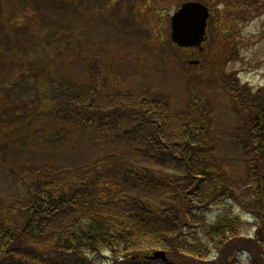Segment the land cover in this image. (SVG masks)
<instances>
[{
	"label": "trees",
	"instance_id": "16d2710c",
	"mask_svg": "<svg viewBox=\"0 0 264 264\" xmlns=\"http://www.w3.org/2000/svg\"><path fill=\"white\" fill-rule=\"evenodd\" d=\"M52 1L61 11L56 24L48 23L47 39L59 37L63 25L68 37L75 3ZM155 1L138 4L155 10L149 28L136 24L132 1L124 24L160 42L169 15L163 0ZM6 28L0 20V148L7 151L0 165L11 159L10 176L20 188L0 192V264H264L263 87L241 82L222 61L216 83L230 101L241 148L242 169L235 173L217 153L215 103L192 79L180 102L150 81L110 86L92 64L80 81L67 67L58 72L56 54L37 41L9 33L19 26ZM87 128L101 151L57 161L70 153L68 133ZM12 138L17 144L9 154ZM156 249L167 259L146 257Z\"/></svg>",
	"mask_w": 264,
	"mask_h": 264
},
{
	"label": "rangeland",
	"instance_id": "374dc122",
	"mask_svg": "<svg viewBox=\"0 0 264 264\" xmlns=\"http://www.w3.org/2000/svg\"><path fill=\"white\" fill-rule=\"evenodd\" d=\"M73 1L75 7L71 11L74 14L67 13L69 17L66 20L69 23L67 26H70L68 37L61 31L63 25L59 28V37L47 39L51 28L48 23L56 24L55 19L61 11V6H55L52 0H0V20L7 27L6 30L19 26L17 32L10 29L9 33H23L27 40L37 41L38 47L44 48L47 54H56L57 71L63 72L61 69L65 70L67 67L68 72L72 71L70 73H74V77L80 81H85L89 70L95 69L110 86L116 80L128 85L136 84L138 79L150 81L154 86L167 90L175 101L180 102L186 92L187 79H192L198 87L207 91L215 103L214 118L219 127L214 123L213 129L215 135L218 134V155L231 172L241 171V148L235 141L237 129L234 114L230 101L216 83V75L224 61L226 72H235L241 82L252 88H264V0H200L208 6L212 15L208 27L210 38L203 44L211 46H207L203 55L197 53L195 56H188L185 50L169 45L170 19L162 23L166 28H161L163 37L160 42L153 34L139 38L132 31L131 25L124 24L131 1L136 24L141 25L140 29L149 28L155 21L157 15L154 9L146 6L138 9V4L143 0ZM123 1L126 2L125 5ZM183 1L186 0H163L161 5L167 8L170 16ZM151 2L156 5L155 0ZM117 5L118 9L114 13L113 8L116 9ZM103 13L110 16L105 17ZM6 35L4 32L1 39L7 47L10 42L7 38L10 37ZM77 52L81 58L78 65L73 63ZM189 59L200 61L195 63ZM86 63L88 64L85 65ZM89 64H92L93 69L88 67ZM1 70L8 72L6 68ZM15 70L20 68L17 66ZM2 75L4 74H0ZM17 75L22 73L15 71V76ZM184 76L187 78L183 82ZM28 80V76L22 79L24 82ZM15 85L14 91L23 89V82L20 86L17 83ZM28 88L25 91L33 92L30 86ZM16 95L13 93L11 97L15 98ZM1 97L5 98L0 95ZM42 126L43 124H39L38 128L41 129ZM44 127L48 128L49 123H45ZM80 130L82 131L73 130L68 133L65 147L70 153L56 155L57 161L66 162L73 158L72 154L82 156L84 160L101 151L89 134L92 130ZM16 144L17 139L12 138L9 154ZM46 149L50 150L48 147ZM4 151V148L2 151L0 148V152ZM158 164L156 161V165ZM161 165L175 167L172 161H164ZM13 169L15 166L11 159L0 165V192L3 194L14 193L20 188L18 181L10 176Z\"/></svg>",
	"mask_w": 264,
	"mask_h": 264
},
{
	"label": "water",
	"instance_id": "95a60500",
	"mask_svg": "<svg viewBox=\"0 0 264 264\" xmlns=\"http://www.w3.org/2000/svg\"><path fill=\"white\" fill-rule=\"evenodd\" d=\"M208 14L207 7L201 2L189 0L181 3L170 18L171 40L179 47H199L201 41L205 38ZM146 257L166 259L163 250H155Z\"/></svg>",
	"mask_w": 264,
	"mask_h": 264
}]
</instances>
